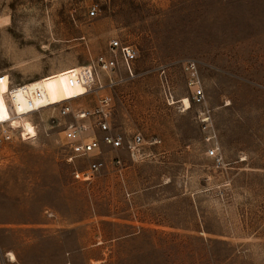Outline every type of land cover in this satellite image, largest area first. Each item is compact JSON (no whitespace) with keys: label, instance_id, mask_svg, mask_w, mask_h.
<instances>
[{"label":"rangeland","instance_id":"374dc122","mask_svg":"<svg viewBox=\"0 0 264 264\" xmlns=\"http://www.w3.org/2000/svg\"><path fill=\"white\" fill-rule=\"evenodd\" d=\"M115 39L134 78L79 90ZM0 79V264H264V0H0ZM37 80L51 107L16 119L9 91ZM104 95L114 131L142 142L102 146L78 181L93 157L72 153L59 103Z\"/></svg>","mask_w":264,"mask_h":264},{"label":"built area","instance_id":"2783aa9c","mask_svg":"<svg viewBox=\"0 0 264 264\" xmlns=\"http://www.w3.org/2000/svg\"><path fill=\"white\" fill-rule=\"evenodd\" d=\"M96 9L90 10V16H96ZM138 58L137 51L128 45H124L120 40H112L109 45V56H99L94 64L90 66L94 79L86 85L88 93L93 91L92 86L96 80V74L104 73L108 75L110 84L116 82L112 80V76H118L120 72L128 74L134 78V63ZM190 76V84L196 88L197 95L194 97L197 104L204 103V95L201 93L199 74L195 64L190 63L186 68ZM191 88V87H190ZM192 89V88H191ZM59 113L62 118L71 116L72 120L64 124V134L72 153L76 157H93L87 169L81 172H73V176L78 181H89L99 174L104 168L105 162L100 159L102 146L111 150H123L134 153L137 147L141 145L142 137L140 134L135 135L132 139L122 134L116 133L113 129V118L111 112V98L109 95L102 96L95 109L92 111H75L68 105V101L59 104ZM95 132L101 133L98 138ZM5 138L11 139V135L5 132ZM215 150L209 151L210 156H216ZM117 165L121 163L116 162Z\"/></svg>","mask_w":264,"mask_h":264},{"label":"bare ground","instance_id":"6f19581e","mask_svg":"<svg viewBox=\"0 0 264 264\" xmlns=\"http://www.w3.org/2000/svg\"><path fill=\"white\" fill-rule=\"evenodd\" d=\"M77 73L78 78L75 81V86L79 90L81 87H86V85L91 83L94 79L93 73L89 67L79 68L77 70ZM9 95L14 111V117L19 120H23L24 116L28 114L38 112L42 109L51 107L52 105L45 84L39 80L31 82L29 84H23L13 87L9 91ZM62 102L65 101H61L60 103ZM180 102L186 109L190 108V100L188 98H184ZM9 257L11 261H15V257L13 254L9 253Z\"/></svg>","mask_w":264,"mask_h":264},{"label":"snow or ice","instance_id":"6c2138e0","mask_svg":"<svg viewBox=\"0 0 264 264\" xmlns=\"http://www.w3.org/2000/svg\"><path fill=\"white\" fill-rule=\"evenodd\" d=\"M4 83H5V81L4 80H2V79H0V91H3L4 89H3V85H4ZM3 119V117H0V120H2ZM29 131H31V129H29Z\"/></svg>","mask_w":264,"mask_h":264},{"label":"crops","instance_id":"0c3cea01","mask_svg":"<svg viewBox=\"0 0 264 264\" xmlns=\"http://www.w3.org/2000/svg\"><path fill=\"white\" fill-rule=\"evenodd\" d=\"M116 133H118V132H116ZM121 134V133H120Z\"/></svg>","mask_w":264,"mask_h":264}]
</instances>
